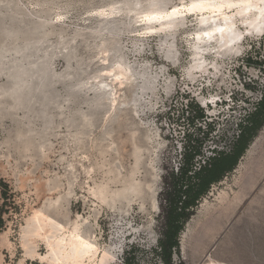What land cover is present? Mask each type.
Masks as SVG:
<instances>
[{
	"label": "rangeland",
	"instance_id": "374dc122",
	"mask_svg": "<svg viewBox=\"0 0 264 264\" xmlns=\"http://www.w3.org/2000/svg\"><path fill=\"white\" fill-rule=\"evenodd\" d=\"M149 1L138 0L145 4L132 15L123 0H0V182L8 190L3 204L0 185V264L54 263L70 230L96 246L94 260L105 253L104 264H165L162 201L185 149L199 148L200 163L232 150L264 91V32L244 33L246 17L234 18L232 53L213 40L195 51L191 18L143 34L136 11ZM211 96L217 101L204 106ZM208 124L203 140L196 127ZM256 156L245 151L200 199L172 264H264V156ZM239 182L250 187L240 199ZM41 223L51 231L32 241Z\"/></svg>",
	"mask_w": 264,
	"mask_h": 264
},
{
	"label": "bare ground",
	"instance_id": "6f19581e",
	"mask_svg": "<svg viewBox=\"0 0 264 264\" xmlns=\"http://www.w3.org/2000/svg\"><path fill=\"white\" fill-rule=\"evenodd\" d=\"M199 2L200 0H177V3L171 6H163L161 3H159L158 0H150L149 3H147L142 9L136 11L137 20L143 25L142 28L143 34L144 33L152 34L154 32L163 31L174 26V23L177 22L178 19L185 17V15H193L194 19H196L197 21V29L194 32H192L189 36L193 37L192 40L195 41L194 45H192L195 51L197 45L213 40L216 41V44L218 46L224 49L225 53H232L233 51L231 50V48L239 39V33L234 30L235 27L233 26L234 18L246 17L245 19L242 20L243 22L241 23L242 26L245 28L244 33L260 35L264 32V0H251L250 3H247L246 0H206L205 7L196 8V9L190 8L191 4L199 3ZM228 4H232L236 6L235 7L222 6ZM153 5H155V7H153ZM173 8H180L181 9L180 13L172 14L170 18H166L164 20H153V21L144 20V17L146 15L149 14L155 15L161 12L171 13ZM103 11L112 14L115 11V7L108 6ZM250 14H252V17L249 16ZM206 33H211V35H206ZM200 64L201 63L197 59L196 53H193L191 70H195V71L199 70L201 68ZM117 74L121 75L122 73L120 74L119 72H117ZM200 101L204 106H206L213 104L214 102L217 101V99L211 96L209 98H201ZM263 136H264V128L263 131L260 132V134L256 138H254L249 148L246 150V153L248 155L256 156L258 154L257 155L258 158L260 155L264 156ZM249 163L250 162L248 161V164ZM239 186L241 188L239 194L240 195L239 199H240L246 195L250 187L248 185L243 186L242 183L240 184V182H239ZM33 217H37L43 220V213L40 210H35L33 212ZM50 231L51 228L46 223H41L39 227H37L34 230L30 239L32 241H36V239L41 238L43 235L49 233ZM47 248L53 251L51 245H47ZM182 249L183 250L185 249L184 245H182ZM57 250L59 257L57 255L56 262L49 264H92L94 261H96L94 260L96 258V253H97L96 246L90 243L89 241H87L83 235L76 233L75 230H70L66 234L58 238ZM105 261H106V255L104 253L101 257H99V260L96 262H98V264H104Z\"/></svg>",
	"mask_w": 264,
	"mask_h": 264
},
{
	"label": "trees",
	"instance_id": "16d2710c",
	"mask_svg": "<svg viewBox=\"0 0 264 264\" xmlns=\"http://www.w3.org/2000/svg\"><path fill=\"white\" fill-rule=\"evenodd\" d=\"M195 119L197 121L203 119L201 110H198V115ZM263 124L264 91L260 100L256 103L254 111L245 115L240 121L238 125L239 133L229 153L213 150L215 155L206 158L203 163H200L199 161H193L195 157H203L199 148L194 149V147L188 146L187 150L185 149L184 159L177 170L176 176L172 175L169 192H167L166 198H163L162 201L164 229L158 246L159 255L165 264H172V251L178 248V236L183 230L184 224L192 215L193 209L197 206L200 199L207 194L212 185L220 182L226 174L235 169L250 140ZM206 126L205 131H202L201 127H196L199 134H203V140L212 130L211 124ZM0 185L3 187L1 197L4 200V204L8 190L3 182H0ZM1 213L2 209L0 208V218ZM179 264L183 263L180 262Z\"/></svg>",
	"mask_w": 264,
	"mask_h": 264
},
{
	"label": "snow or ice",
	"instance_id": "6c2138e0",
	"mask_svg": "<svg viewBox=\"0 0 264 264\" xmlns=\"http://www.w3.org/2000/svg\"><path fill=\"white\" fill-rule=\"evenodd\" d=\"M247 3H250L251 0H246ZM206 6V0H200L199 3H193L190 5L191 9L201 8ZM222 6H228V7H235L236 5L228 4V5H222ZM155 7V5H153ZM180 8H173L171 13L169 12H161L158 14H149L144 17V20L146 21H153V20H164L166 18H170L172 14H178L180 13ZM206 35H211V33H206Z\"/></svg>",
	"mask_w": 264,
	"mask_h": 264
},
{
	"label": "water",
	"instance_id": "95a60500",
	"mask_svg": "<svg viewBox=\"0 0 264 264\" xmlns=\"http://www.w3.org/2000/svg\"><path fill=\"white\" fill-rule=\"evenodd\" d=\"M124 2L122 3V8L125 10L126 13H132V15H134V11L139 7V6H143L144 3L142 5L139 4L138 0H123ZM119 10L116 8V10L112 13L115 14L117 13ZM185 17L187 18H191L192 21H194V26L195 28H197V21L196 19H194L193 15H185ZM173 28V27H172ZM171 28V29H172ZM170 30V29H169Z\"/></svg>",
	"mask_w": 264,
	"mask_h": 264
}]
</instances>
